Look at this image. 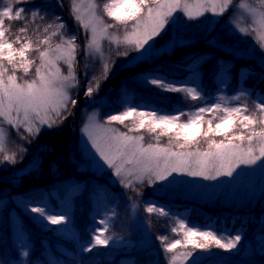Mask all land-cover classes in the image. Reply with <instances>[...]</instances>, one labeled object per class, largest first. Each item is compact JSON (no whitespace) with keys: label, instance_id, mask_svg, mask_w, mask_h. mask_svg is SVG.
I'll return each mask as SVG.
<instances>
[{"label":"snow or ice","instance_id":"obj_1","mask_svg":"<svg viewBox=\"0 0 264 264\" xmlns=\"http://www.w3.org/2000/svg\"><path fill=\"white\" fill-rule=\"evenodd\" d=\"M68 4L74 31L61 15L43 25L37 22L47 17L44 7L63 10L64 0H55L54 5L0 0V161L15 164L18 153L27 152L24 147L9 151L13 132L22 144H30L42 131L63 126L74 115L78 103L74 90L82 79L87 80L84 96L93 98L114 71L116 61L106 55V46L115 48V57L135 53L127 61L130 66L144 62L151 58L156 39L179 14L195 20L206 13L223 17L232 11L233 27L264 52V0H68ZM16 22L21 26L14 28ZM89 61L101 63L99 75L90 80ZM241 72L245 78L251 75L247 69ZM142 79L185 100H205L199 86L177 84L162 75L144 74ZM122 87L124 109L102 118L98 112L88 113L80 133L98 164L109 169L124 189L140 195V186L145 184L169 183L177 176L217 180L232 177L241 166L264 163V97L251 108L240 102L248 95L241 93L231 98L220 95L191 111L163 112L133 104L127 99L126 86ZM29 210L49 225L68 223L67 215L52 214L46 205ZM143 210L158 217L171 215L151 202ZM109 220L99 221L101 227L93 229L83 251L109 245L114 239L105 234ZM157 239L167 264H197V250L231 251L242 237L218 235L176 218L169 234Z\"/></svg>","mask_w":264,"mask_h":264},{"label":"trees","instance_id":"obj_2","mask_svg":"<svg viewBox=\"0 0 264 264\" xmlns=\"http://www.w3.org/2000/svg\"><path fill=\"white\" fill-rule=\"evenodd\" d=\"M45 2L48 5L55 4V0H36L37 4ZM43 11L47 13V17L44 21H37L41 25L51 22L54 15H61L69 28L75 30L68 13V0H64L63 10L59 7H44ZM19 26V22L14 23V28ZM110 53L115 54L113 51ZM241 69L250 70L251 75L245 78ZM144 74L162 75L177 84L199 86L203 89L205 100L193 102L183 99L179 93L160 91L156 86L143 82ZM262 74L264 67L260 64L238 59L214 46L181 47L162 58L146 60L134 66L126 64L113 71L99 89L100 95L107 97L101 118L122 111L126 106L121 95L124 90L122 86H126L127 99L133 104L146 105L163 112H172L175 108L191 111L205 102L214 101L220 95L231 98L241 93L248 95L242 96L240 102H246L251 108L254 101L264 97ZM86 85L87 80L82 79L74 93V98L78 101L73 109L75 116H69L58 129L42 131L38 138L32 140L33 158L44 160L36 170L19 172V167H0V264H167V257L157 237L169 234V228L176 218H184L202 230L211 229L224 236L239 234L242 237L245 232L256 229L251 236L253 251H244L243 245H238L231 251L215 248L208 251L197 250L194 253L197 264H264V228L261 227L259 210L214 209L192 199L176 200L143 190L139 199L143 216L152 229L154 243L151 247L130 250L109 244L91 252L80 249V242L73 229H79L84 234L91 217L99 218V213L100 220L109 217L110 220L116 219L117 223L114 225L121 236L130 227L127 211L122 203L115 201L111 206H102L99 213L96 212V206L92 205L93 190L98 189L94 186L95 174L78 169L72 159L79 155L72 145H76L84 109L90 101L84 96ZM25 155L18 153V165L24 161ZM78 183H83L81 188L75 187ZM100 184H103L102 188L107 186L106 189L110 190L106 183ZM72 189L73 198L66 203L69 227L49 225L29 210L33 206L46 205L52 214H61L52 208L58 209L62 199ZM150 202L163 206L171 215L158 217L146 213L143 209ZM242 223L248 224L245 232L242 229L237 231ZM151 250L157 254L155 260L149 257ZM25 251L28 252L27 256L23 255Z\"/></svg>","mask_w":264,"mask_h":264},{"label":"rangeland","instance_id":"obj_3","mask_svg":"<svg viewBox=\"0 0 264 264\" xmlns=\"http://www.w3.org/2000/svg\"><path fill=\"white\" fill-rule=\"evenodd\" d=\"M230 16H233L232 11H229V13L223 17H216L210 13H206L203 17L195 20H189L183 14L177 15L175 21L167 27L166 32L156 39L151 58L147 60L162 58L165 55L172 54L176 49L185 46L211 45L230 53L238 59L251 60L264 67V52L259 49L251 37L239 33L233 27L229 21ZM111 51L115 52V48H108L106 46V55L111 56L116 62L118 60L117 63H120L119 65L115 63V70L128 64L127 61L135 55V53L130 52L129 57L127 58H117L115 57V54L111 55ZM79 59L82 66L84 58L81 56ZM133 64L137 65L136 62H133ZM89 65L91 70L89 71L88 79L90 80L93 75H99L101 71V63L98 61H89ZM76 91L77 90H74V93ZM106 103V95H100L99 91L95 93L93 98L90 99L85 106L83 123L88 113L95 111L98 112L101 117L102 109ZM78 134L79 137L78 140L76 138V145L74 144L72 147L77 149L79 155L73 156L74 158L72 159L77 164L76 166L78 169L95 174L96 179L94 180V186H97L98 189L93 190L92 205L96 206V212L99 213L102 206H111L112 203L117 201L125 206L129 218L130 227L127 229L124 236L119 235L120 232L114 225L117 223L116 219L110 220L109 230L105 234L112 235L114 239L109 244L118 245L120 246V249L123 247L124 249L130 250L146 249L153 245L154 237L151 226L143 216L141 210L139 198L142 194V190L143 192H151L153 194L166 196L176 200L192 199L214 209L253 211L257 209L259 210L258 216H260L261 224L264 227V163L254 166H241L237 173L232 177H219L217 180H204L203 178L198 177L177 176L169 183H158L153 186L145 184L140 186L141 194L136 195L131 190L124 189L109 169L101 167L98 164L81 138L80 130ZM16 137V134L13 132L8 144L9 151H17L19 147L27 148L29 153H22L24 155L27 154L25 155L27 158L23 157L24 161L19 165L18 161L15 164L0 161V167H19V172H32L36 170L44 160L42 161L41 159L38 160L33 158L31 148H33L34 143L22 144L19 139H16ZM71 151L73 152V148ZM20 165L23 166L20 167ZM101 182L109 185L110 190L106 189L107 186L106 188H102L101 185L103 184H100ZM82 185L83 183H78L75 187L81 188ZM73 191L74 189H72L67 197L62 199L61 206L58 209L52 208V210L68 216V205H66V203L73 198ZM98 217H101L100 213L98 214ZM99 218L91 217L88 229L84 234L79 229H73L80 242V249L87 246L88 241L91 239L93 229L101 227L99 224ZM66 226L69 227V221ZM247 226L248 224L242 223L238 226L237 231L242 229L245 232ZM255 230L256 229L247 231L242 236L239 245H243L244 251H253V239H251V236H253ZM156 256V252L151 250L149 257L155 260Z\"/></svg>","mask_w":264,"mask_h":264}]
</instances>
